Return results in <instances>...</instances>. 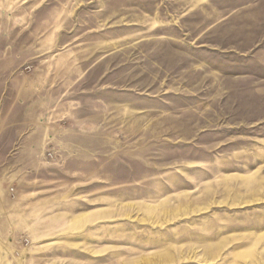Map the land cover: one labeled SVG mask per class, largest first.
I'll use <instances>...</instances> for the list:
<instances>
[{
    "label": "rangeland",
    "instance_id": "1",
    "mask_svg": "<svg viewBox=\"0 0 264 264\" xmlns=\"http://www.w3.org/2000/svg\"><path fill=\"white\" fill-rule=\"evenodd\" d=\"M8 86L0 264H264V0H0Z\"/></svg>",
    "mask_w": 264,
    "mask_h": 264
},
{
    "label": "crops",
    "instance_id": "2",
    "mask_svg": "<svg viewBox=\"0 0 264 264\" xmlns=\"http://www.w3.org/2000/svg\"><path fill=\"white\" fill-rule=\"evenodd\" d=\"M18 89L11 91L10 86L2 87L0 93L21 92ZM25 126L27 125L23 124V121L13 122L10 119V113L8 119L0 125V159H6L0 161V222L2 215L6 214L5 205L10 202L11 194V187L4 181V177L9 180L12 175L26 173L28 168L35 166L36 159H41L43 156L42 129L36 124L30 125L31 129L29 130ZM15 198H17V194Z\"/></svg>",
    "mask_w": 264,
    "mask_h": 264
}]
</instances>
